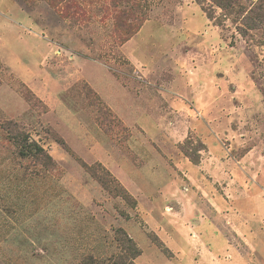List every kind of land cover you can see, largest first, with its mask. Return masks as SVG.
<instances>
[{
	"label": "rangeland",
	"instance_id": "1",
	"mask_svg": "<svg viewBox=\"0 0 264 264\" xmlns=\"http://www.w3.org/2000/svg\"><path fill=\"white\" fill-rule=\"evenodd\" d=\"M259 15L0 0V264H264Z\"/></svg>",
	"mask_w": 264,
	"mask_h": 264
},
{
	"label": "trees",
	"instance_id": "2",
	"mask_svg": "<svg viewBox=\"0 0 264 264\" xmlns=\"http://www.w3.org/2000/svg\"><path fill=\"white\" fill-rule=\"evenodd\" d=\"M261 16L263 15H259L258 18L260 21L262 20L261 24L263 25L264 17ZM4 129L6 130L7 133L11 132L10 133L11 135L14 134L13 139L19 148L18 150L19 157L31 158V160L42 166H46L48 163L51 162V157L47 154V152L42 147H40L35 143H28L25 137L22 134L18 133L17 127L15 126L14 123H6ZM110 264H116V262L112 261Z\"/></svg>",
	"mask_w": 264,
	"mask_h": 264
}]
</instances>
